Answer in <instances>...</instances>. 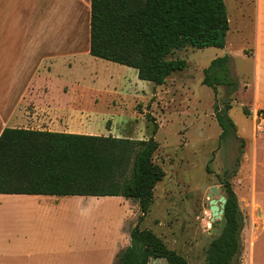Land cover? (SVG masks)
Listing matches in <instances>:
<instances>
[{
    "label": "rangeland",
    "instance_id": "rangeland-1",
    "mask_svg": "<svg viewBox=\"0 0 264 264\" xmlns=\"http://www.w3.org/2000/svg\"><path fill=\"white\" fill-rule=\"evenodd\" d=\"M224 1L230 22L226 47H187L177 51L173 58L185 59L188 66L171 75L164 85L140 80L136 69L95 58L84 49L76 55L71 69L65 66L56 69L62 77L51 87V95H56L59 87L58 95L70 97L74 116L68 123L71 130L80 134L144 140L153 136L157 127L155 139L160 147L154 161L164 169L165 178L156 186L154 202L141 228L153 230L188 264H207L206 251L215 236L209 233L208 195L212 186H218L221 195L226 196L223 185L226 179L238 196L244 217L241 264L249 252L256 254L258 250L257 241L255 247L249 243V180L239 174L240 167L234 174L238 158L242 163L246 146L241 154V142L234 136L221 141L222 129L216 120V111L228 101L231 105L228 114L236 125L237 136L250 140L253 124L258 129L263 118L259 110L251 112L249 118L243 112L245 107L253 106L251 92L243 87L252 84L255 75L252 55L258 0ZM225 55L231 58V74L239 82V88L232 92L230 86L222 85L215 95L213 89L203 84L204 70L214 59ZM57 198L65 199L64 204L97 206L90 208L83 218L84 230L78 242L72 244L74 249L58 255L59 264H115L122 251L120 246L124 249L131 244L130 231L141 215L138 203L132 202L133 208L131 201L122 197ZM134 209L135 217L125 225ZM59 214L65 220H81L74 210ZM77 231H72L75 239ZM150 264L168 263L153 259Z\"/></svg>",
    "mask_w": 264,
    "mask_h": 264
},
{
    "label": "trees",
    "instance_id": "trees-1",
    "mask_svg": "<svg viewBox=\"0 0 264 264\" xmlns=\"http://www.w3.org/2000/svg\"><path fill=\"white\" fill-rule=\"evenodd\" d=\"M90 55L137 70L138 78L164 85L187 68L185 59L173 58L187 47L219 48L227 45L230 22L224 0H92ZM229 55L214 59L204 70L203 84L218 94L227 85L239 88L231 74ZM228 102V101H227ZM216 111L220 140L234 136L230 103ZM252 115L247 107L243 110ZM263 113V111L261 112ZM150 117V116H149ZM151 118V117H150ZM157 127L149 139L5 129L0 136V194L48 196H113L138 203L139 222L130 231L131 244L115 264H188L151 229L141 228L154 202L155 189L165 178L154 161L160 144ZM220 141V142H221ZM238 158L234 174L238 172ZM227 224L206 251L207 264H241L244 217L229 179L223 182Z\"/></svg>",
    "mask_w": 264,
    "mask_h": 264
},
{
    "label": "crops",
    "instance_id": "crops-1",
    "mask_svg": "<svg viewBox=\"0 0 264 264\" xmlns=\"http://www.w3.org/2000/svg\"><path fill=\"white\" fill-rule=\"evenodd\" d=\"M91 1L0 0V136L5 129L78 133L68 123L74 116L70 97L58 95L59 87L51 95V87L62 77L58 67L71 69L84 49L90 54ZM252 57L254 79L243 90L252 94L251 112L263 111V118L258 129L253 124L250 140H244L239 174L249 180V243L255 247L257 241L258 250L249 252L243 264H264V0L257 3ZM57 197L70 196L0 194V264H59L58 255L74 249L83 218L95 206L64 204ZM71 210L79 212L80 221L59 214ZM133 217L135 209L124 224Z\"/></svg>",
    "mask_w": 264,
    "mask_h": 264
},
{
    "label": "water",
    "instance_id": "water-1",
    "mask_svg": "<svg viewBox=\"0 0 264 264\" xmlns=\"http://www.w3.org/2000/svg\"><path fill=\"white\" fill-rule=\"evenodd\" d=\"M210 198V213H211V235L220 236L223 234L227 224L225 215V206L227 203L226 196L221 195L218 186H212L208 195Z\"/></svg>",
    "mask_w": 264,
    "mask_h": 264
}]
</instances>
